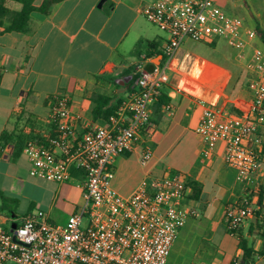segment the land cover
<instances>
[{"label": "crops", "instance_id": "1", "mask_svg": "<svg viewBox=\"0 0 264 264\" xmlns=\"http://www.w3.org/2000/svg\"><path fill=\"white\" fill-rule=\"evenodd\" d=\"M45 1L34 0V5L39 8ZM151 1L61 0L48 14L32 13L26 33H0V199L5 217L45 213L53 224L63 226L70 215L83 206V190L75 193L71 187L81 183L79 172L73 171L71 185L69 181L57 184L32 177L24 147L31 140H46L51 135L54 125L48 119L55 96L71 98L74 127L83 134L103 120L92 114L95 98H109L103 111L108 108L116 111L122 99L136 86V80L130 83L134 65L146 57L155 64L164 62L168 35L143 14L144 5ZM6 6L21 10V5L15 1L8 0ZM216 41L215 51H219L223 40L200 43L208 46ZM196 43L199 42L186 40L177 56L178 65L195 56L190 77L170 81L159 91L150 108L155 133L147 140L149 143L159 146L180 132L170 144V154L158 157L153 153L146 167L141 164L140 151L119 156L111 181L115 191L128 197L148 174L159 176L171 170L189 179L187 203L198 215L180 230L168 264L176 251L180 253L185 244L203 230L215 225L211 240L219 228L228 233L224 219L227 203L240 200L253 189L249 188V183L240 182L236 171L225 164L223 142H218L214 151L205 155L202 140L196 133L202 115L200 101L230 108L238 99L247 103L251 100L244 84L246 76L241 74L234 92L226 94L232 74L209 55L196 57ZM255 43L259 45L258 41ZM196 58L202 59L197 67ZM167 105L172 106L173 113L166 111ZM3 135L9 137L8 142L2 141ZM257 166L259 196L254 198L255 217L243 226L238 237L223 234L220 244L214 245L215 250L205 247L201 262L232 264L236 257L244 256L240 240L248 238L256 253L252 264H264V236L257 229L264 221V153ZM60 196L75 207L68 209Z\"/></svg>", "mask_w": 264, "mask_h": 264}, {"label": "built area", "instance_id": "2", "mask_svg": "<svg viewBox=\"0 0 264 264\" xmlns=\"http://www.w3.org/2000/svg\"><path fill=\"white\" fill-rule=\"evenodd\" d=\"M225 1L146 3L145 18L168 35L164 62L155 64L146 57L135 64L136 86L114 114L83 134L74 127L71 98L54 97L48 121L56 127L55 134L44 145L31 140L24 147L31 164L30 175L65 184L77 171L85 202L63 226L53 224L45 213L5 217L0 204V264H168L180 230L198 215L195 208L188 207L189 179L171 170L159 176L148 174L128 197L115 191L111 181L117 157L140 151L144 167L153 159L147 141L155 133L150 108L159 91L170 83V73L178 65L177 56L186 40H225L238 51L253 50L248 68L254 74L255 86L246 113L200 101L202 115L196 128L205 155L223 142L225 164L236 171L240 182L253 188L225 208L227 231L233 237L239 236L257 211V163L264 153V51L255 43L256 30L229 14L223 7ZM166 111L173 113L172 106L167 105ZM257 229L264 236V221ZM232 264H243V256L236 257Z\"/></svg>", "mask_w": 264, "mask_h": 264}, {"label": "rangeland", "instance_id": "3", "mask_svg": "<svg viewBox=\"0 0 264 264\" xmlns=\"http://www.w3.org/2000/svg\"><path fill=\"white\" fill-rule=\"evenodd\" d=\"M223 7L226 11H228L229 14L236 15L243 19L247 26L251 27L254 30H257L260 28L264 32V0H226L223 3ZM257 41L259 43V47L264 51V42L261 38L257 37ZM196 47L194 48V54L196 57L209 55V58L211 60H214L215 62L219 64L225 65L227 69H229L230 73L232 74L231 81L229 83V86L227 87L226 94H230L234 92V88L237 85V81L241 74H244L247 78V87H246V93L249 96H252L253 89L255 86L254 81V74L249 68H246V64H248L249 61H251L252 56V47L249 49H246L244 51H238L230 46V44L227 41H221L219 44V51H215L217 41L210 44L205 45L203 43H196ZM255 46L254 47H258ZM195 56L193 58H188L187 61H181L176 67V72L170 73V81L177 80V79H183L186 76L190 77V70L192 66L195 63ZM198 61L196 62V67L198 64L202 61V59L196 58ZM250 63V62H249ZM195 67V68H196ZM247 73H244V72ZM194 74L197 73L196 71L193 72ZM185 75V76H184ZM245 82V81H244ZM180 132H176V136H178ZM174 136H172L169 139H166L163 141L159 146H153L152 143L149 145L152 147L153 153H156L157 156H165L170 154V144L174 141ZM140 164V163H139ZM71 183H74L73 181H69L68 184L71 185ZM72 189L75 193H79V190H81L80 187H78L77 183L71 185ZM60 200L66 201V206L68 209L74 208L75 204L72 203L70 200L60 196ZM1 204V199H0ZM87 224V221L84 220V225ZM9 228V225L6 226ZM215 225L211 226L207 230H203V232H200L196 238L192 239L190 242L186 243L185 246L181 249V252L178 253L176 251L174 255V259L172 260L171 264H192L195 261H200V257H203L204 248H210L211 250H215L216 248L214 245H219L220 240L223 238V234L226 233L225 229L219 228L217 231H215V238L214 240H211L212 234L214 233ZM228 232V231H227ZM230 235V234H229ZM226 247V244H225ZM230 251V250H229ZM205 259V258H204ZM205 261V260H203ZM206 262V261H205Z\"/></svg>", "mask_w": 264, "mask_h": 264}, {"label": "trees", "instance_id": "4", "mask_svg": "<svg viewBox=\"0 0 264 264\" xmlns=\"http://www.w3.org/2000/svg\"><path fill=\"white\" fill-rule=\"evenodd\" d=\"M8 0H0V33H10V32H18V33H26L29 28V23L31 20L32 13L38 11L43 14H48L51 7L60 2L61 0H46L41 7L37 8L34 5V0H11L19 3L21 5V10L15 11L6 6V2ZM257 35L264 42V32L258 28L256 30ZM136 80L135 76H132V81ZM247 85V78L244 82ZM129 85V84H128ZM109 98L105 96H98L94 99L95 108L93 109L94 118L99 119H108L115 112V108H108L106 111H103V107L108 105ZM119 104V103H118ZM234 112L239 114H245L248 110L247 101H243L242 99L236 100L230 107ZM56 132V127H53L52 133L50 135L53 136ZM9 137L7 135H3L2 141L8 142ZM41 145L47 142L45 139H38ZM240 233V232H239ZM240 248L244 252L243 256V264H252L255 260L256 253L253 249V244L250 242L248 238H241L240 240Z\"/></svg>", "mask_w": 264, "mask_h": 264}, {"label": "water", "instance_id": "5", "mask_svg": "<svg viewBox=\"0 0 264 264\" xmlns=\"http://www.w3.org/2000/svg\"><path fill=\"white\" fill-rule=\"evenodd\" d=\"M16 226H15V224L13 225V228H15Z\"/></svg>", "mask_w": 264, "mask_h": 264}]
</instances>
